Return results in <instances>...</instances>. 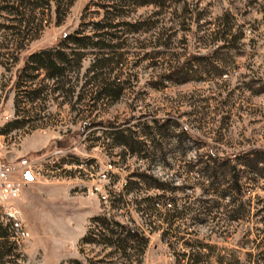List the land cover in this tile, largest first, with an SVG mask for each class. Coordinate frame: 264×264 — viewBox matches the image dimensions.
<instances>
[{"label": "rangeland", "instance_id": "obj_1", "mask_svg": "<svg viewBox=\"0 0 264 264\" xmlns=\"http://www.w3.org/2000/svg\"><path fill=\"white\" fill-rule=\"evenodd\" d=\"M140 1L149 0H129L115 20L133 25L115 32L120 96L93 101L94 50H82L79 69L57 80L21 70L32 52L74 33L91 36L104 15L100 2L0 0V131L27 119L0 134V155L13 165L40 155L53 162L21 188L16 205L30 239L18 246L7 236L0 264H127L107 256L108 248L80 243L89 218L101 214L143 232L142 264H174L193 241L209 253L207 264L219 257L264 264V0ZM20 86L40 89L39 99H22ZM152 119L169 122L153 131ZM131 125L143 143L137 155L121 153L107 136ZM233 176L240 194L228 189ZM154 196L161 197L157 212H181L173 226L182 241L161 240L166 226L149 218L145 200ZM236 198L242 208L230 220Z\"/></svg>", "mask_w": 264, "mask_h": 264}, {"label": "trees", "instance_id": "obj_2", "mask_svg": "<svg viewBox=\"0 0 264 264\" xmlns=\"http://www.w3.org/2000/svg\"><path fill=\"white\" fill-rule=\"evenodd\" d=\"M98 1L100 3L96 4V6H99L98 8L104 11V15L99 21L91 24V27L93 28V33L91 36L78 37L79 33H74L71 36H66L63 39L65 40L64 42L60 40L58 45L55 47L39 50L28 54L24 59V66L21 70V73L26 72V70H28L29 72H37L40 70L44 72L46 80H57L59 78H62L68 69H79L81 60L84 57V54H82L81 51L85 49H91L96 51V53H92V64L87 72L92 74L93 80L97 84V87L95 86V91L92 93V99L93 101H97L100 98L107 97L112 101L116 100L120 96L122 88H120L119 77L115 73L117 72L116 70H118V66L121 65V55L117 53L118 50H120L121 46L119 43H117L118 37H115V32L118 33L122 26L133 25L121 24L119 22H115V20H117V18H120L121 15L119 14H121L122 8L126 6V3H129V0ZM157 1L158 4H161V6H163L164 0ZM137 3L139 6H143L146 4H157L156 0L140 1ZM113 12L117 15L113 14ZM227 35L228 34L225 33L224 36ZM112 42L114 43L110 44ZM66 50H68V52H66ZM170 74L175 73L171 71ZM221 74L222 71H218V76H220ZM32 78H34V76ZM166 79L169 80V77H166ZM18 83L19 82H17L16 84ZM20 84H22L23 86L27 83ZM22 86H20L22 99H27L29 103H33L34 101L39 99L41 93L40 89L29 88L28 90H25L27 88ZM112 88H114V91L111 90ZM16 100L17 101L14 103V105L17 104L18 98H16ZM23 114L24 113H22V115ZM25 117L26 116L24 115L19 119H15L11 122L6 123L3 129L0 131V134H7L12 130L21 128L22 125L27 121V119L25 120ZM168 122L169 121H165L163 122V124H161L159 123V121L152 119L151 124L153 131L161 128ZM137 127V125H131L130 127L126 128L113 126L107 136L112 141V145L114 148L122 149V151H120L121 153H125L126 151L129 154L135 153V155H137L142 152L140 148L143 145L140 136H136L135 131H133ZM141 127H143V125ZM150 128L151 127H149L148 129ZM134 150H136L137 152ZM262 154V152L256 150L248 152V155H252L254 157H258L260 155L262 156ZM211 164L212 167L210 169H214V164L212 162ZM229 169L232 172L235 171L233 166H230ZM136 176L140 177L141 175ZM238 184L239 182L237 181L236 176H233V181H231L228 186L229 191L233 192V194H240V188ZM153 187L157 190H163L161 188V185L157 184L156 182H154ZM117 197H119V195H117ZM160 198V196L145 198V200L149 202L151 208L149 218H152L153 220L156 219L160 223L165 224L166 229L161 232V240L172 238L177 242L182 241V234L176 227L173 226L175 220H177L178 215H181V212H177L174 207L167 210L163 214L157 212V209L154 206H157ZM167 202L173 203L174 206V200L167 199L166 203ZM240 202L237 200V198L231 199V201H229L228 206L231 210L230 213H233L232 217H230V220L238 218L237 214L242 208V206H240ZM152 223V221H149L148 224ZM89 224L91 227H88L85 235L80 239L81 244L101 245L103 246V248H108L111 250L107 255L110 258H115V256H118L126 261L127 264H132L133 262H135L136 264H142V257L148 243V240L142 231L138 230L135 227H130L126 223H120L119 221H116L112 216L106 217L103 214L89 218ZM7 236L9 237L7 226L0 225V242H4L5 239H7ZM1 244L2 243H0V250L2 248ZM184 246L185 248H188V253H181L177 255V259H175L174 264H180L181 260L183 259L186 260V264H207L206 258H208L209 253L204 254L199 251L200 248L203 249L202 246L204 245L193 241V243L185 242ZM71 263L78 264L76 263V261H72ZM222 263V258H217V264Z\"/></svg>", "mask_w": 264, "mask_h": 264}, {"label": "built area", "instance_id": "obj_3", "mask_svg": "<svg viewBox=\"0 0 264 264\" xmlns=\"http://www.w3.org/2000/svg\"><path fill=\"white\" fill-rule=\"evenodd\" d=\"M2 151L3 144L0 140V154ZM51 164L53 162L50 163L44 155L33 159L20 158L16 165L2 160L0 155V219L2 224L7 226L9 239L18 246L30 239L29 231L24 226L16 205L20 190L29 182L46 176ZM93 190L96 192L98 188Z\"/></svg>", "mask_w": 264, "mask_h": 264}, {"label": "bare ground", "instance_id": "obj_4", "mask_svg": "<svg viewBox=\"0 0 264 264\" xmlns=\"http://www.w3.org/2000/svg\"><path fill=\"white\" fill-rule=\"evenodd\" d=\"M17 244V243H16ZM18 245V244H17Z\"/></svg>", "mask_w": 264, "mask_h": 264}]
</instances>
